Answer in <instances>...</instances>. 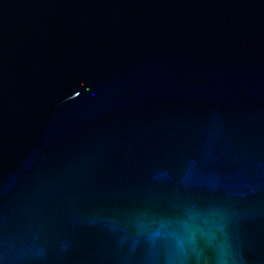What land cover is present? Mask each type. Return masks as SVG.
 Segmentation results:
<instances>
[{"label":"water","instance_id":"95a60500","mask_svg":"<svg viewBox=\"0 0 264 264\" xmlns=\"http://www.w3.org/2000/svg\"><path fill=\"white\" fill-rule=\"evenodd\" d=\"M0 264H264V0H0Z\"/></svg>","mask_w":264,"mask_h":264}]
</instances>
